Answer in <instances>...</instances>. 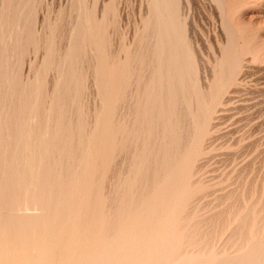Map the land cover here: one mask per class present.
I'll return each instance as SVG.
<instances>
[{
	"label": "rangeland",
	"instance_id": "1",
	"mask_svg": "<svg viewBox=\"0 0 264 264\" xmlns=\"http://www.w3.org/2000/svg\"><path fill=\"white\" fill-rule=\"evenodd\" d=\"M156 2L0 0V264H264V0Z\"/></svg>",
	"mask_w": 264,
	"mask_h": 264
},
{
	"label": "bare ground",
	"instance_id": "2",
	"mask_svg": "<svg viewBox=\"0 0 264 264\" xmlns=\"http://www.w3.org/2000/svg\"><path fill=\"white\" fill-rule=\"evenodd\" d=\"M156 1H157V2H156ZM166 1H167V0H155V2H156L155 4H157V7L160 8L159 10H157V9H158L157 7L154 8V9H155V13H156L157 11H160L161 9L164 10V11H163V15H165V14H166V15H168V14L170 15V13L173 14V12H175V11H171L172 9L174 10V8H173V7H170V5H168V4L166 3ZM168 1L170 2V0H168ZM171 1H172V0H171ZM177 1H178V0H177ZM171 3H173V2H171ZM160 4H161V5H160ZM154 6H155V5H154ZM171 6H172V5H171ZM162 7H163V8H162ZM156 10H157V11H156ZM160 12L162 13V10H161ZM172 14H171V15H172ZM175 14L177 15L176 12H175ZM157 15H159V14H156V16H157ZM171 15H170V17H171ZM173 15H174V14H173ZM173 15H172V18H173ZM176 15H174V17H176ZM160 16H161V15H160ZM157 17H158V20H159L160 17H159V16H157ZM162 17H163V18H162ZM167 17H168V16H167ZM167 17L161 16V19H164V18H165L164 21H166ZM172 18L170 19L169 22L166 21L167 23L164 22L163 20H162V22H161V21H160L161 19H160L159 21L157 20V21L159 22L158 27H159V25L161 26L162 23H164V24H168V23H169L170 26H174V25H173L174 21H172V20H173V19L175 20V18H173V19H172ZM183 19H184V18H183ZM168 20H169V18H168ZM177 20H178V19H177ZM158 22H157V23H158ZM170 22H172V24H171ZM175 22H176V21H175ZM174 24H175V23H174ZM175 26H176V27H175ZM175 26H174V27H175L178 31H180V28L177 27V23H176ZM178 26H179V22H178ZM163 27H164V25H163ZM165 27H166V30H165L166 32H167V28H168V29L172 28V27L169 28V26H167V25H166ZM165 27H164L163 29H165ZM178 28H179V29H178ZM161 29H162V26H161ZM161 29H160V27H159V30H160V31H164V30H161ZM176 29H174V30H176ZM171 30H173V29H171ZM171 30H168V31H171ZM174 30H173V31H174ZM177 30H176V32H177ZM166 32H165V33H166ZM174 32H175V31H174ZM174 32L171 31L170 34H173ZM176 32H175V33H176ZM160 33H161V32H160ZM175 33H174V34H175ZM170 34H169V36H170ZM174 34L172 35V37H174ZM161 35H162V34H161ZM176 35H177V33H176ZM176 35H175V37H178V38H179V36H181L180 38H182V34L180 35V32L178 33L177 36H176ZM167 36H168V34H167ZM167 36H166V37H167ZM169 36H168L167 39H169V38L171 37V36H170V37H169ZM160 37H164L163 39L166 38L165 36H160ZM175 37H174V38H175ZM180 38L178 39V42H179L178 44L181 43V41H180L181 39H180ZM161 39H162V38H161ZM167 39H165V41H166ZM171 39H173V38H170V40H171ZM167 41H168V40H167ZM167 41H166V42H167ZM174 41H175V40H173V42H174ZM170 42H171V41H169V43H170ZM174 44H175V43H174ZM165 45H166V47H168L169 45H172V44L170 43L168 46H167V44H164V49H165ZM70 46H71V45H70ZM176 46H178V45L175 44L173 47H176ZM180 46H181V49H182L183 46H182V45H180ZM178 47H179V46H178ZM170 49H171V51L174 50V49H172L171 47H170L168 50H170ZM177 49H178V48H177ZM179 49H180V48H179ZM171 51H170L169 53H172ZM173 52H175V50H174ZM165 53H166V52H165ZM165 53H164V54H165ZM176 53H178V54L175 55ZM176 53L174 54V55H175L174 57H175V58H177V57L179 58L180 53L178 52V50L176 51ZM151 54H152V53H151ZM161 55H162V53H161ZM165 55H167V54H165ZM165 55L162 56V57H163V60L165 59ZM231 55H232V54H231ZM231 55H230V56H231ZM234 55H235V57L237 56V54H235V53H234ZM154 56H155V55H154ZM180 56H181V55H180ZM159 57H160V56H159ZM168 57H169V55H168ZM168 57L166 56V58H168ZM218 57H219V56H218ZM235 57L232 56L233 59H234ZM155 58H156V57H155ZM172 58H173V57H172ZM232 58L230 57V59H232ZM236 58H237V57H236ZM150 59H151V58H150ZM161 59H162V58H161ZM161 59H160V60H161ZM173 59H174V58H173ZM163 60L160 62V64H161L162 62H164L166 59H165L164 61H163ZM174 60H175V59H174ZM174 60H173V61H174ZM167 61H170V62H171L172 60H170V58H169ZM167 61H165L164 64H166ZM214 61H215V60H214ZM230 61H231V60H230ZM232 61H233V63H236V62H235L236 59H234V60H232ZM175 62H176V61H175ZM175 62H174V63H175ZM233 63H231V64H233ZM150 64H151V63H150ZM168 64H169V63H168ZM162 65H163V64H162ZM169 65H171V64H169ZM174 65H175V67H176V65L179 66V64H176V63H175ZM174 65H173V66H174ZM235 65H236V64H233L232 66L235 67ZM178 66H177L176 68H179ZM182 66H184V67H182ZM185 66H186L185 64H183V65L180 64V68H181V69H183V68L185 69ZM169 67H170V66H169ZM171 67H172V66H171ZM175 67H174V68H175ZM180 68H179V71L181 70ZM170 69H171V68H170ZM184 69H183V71H185ZM172 70H173V69H172ZM177 70H178V69H177ZM188 70H189V69H188ZM188 70H186L187 73H188ZM231 70H232V69H231ZM262 70H263V69H262ZM167 71H169V70H167ZM183 71H182V73H183ZM260 71H261V70H260ZM173 72H174V71H173ZM173 72H172V73H173ZM175 72H178V71H176V69H175ZM172 73H171V74H172ZM184 73H186V72H184ZM187 73H186V74H187ZM247 73H248V72H247ZM249 73H250V72H249ZM150 74H151V73H150ZM161 74H162V73H161ZM165 74H167V73H165ZM169 74H170V73H169ZM171 74H170V76H172L174 73H173L172 75H171ZM176 74L180 75V76H177V75H176L178 78L181 77V76H183V75L186 76L185 74L181 75V72H180V73H176ZM162 76H164V75H162ZM167 76H168L169 78H171L169 75H167ZM248 76H249V75H248ZM168 77H167V78H168ZM174 77H175V75L173 76V81H174ZM175 79H176V77H175ZM180 79H183V78H179V82H180ZM176 81H177V80H176ZM174 82H175V81H174ZM179 82H178V85H179ZM205 82H207V81H205ZM145 83H147V82H145ZM175 83H176V82H175ZM175 83H173V84H175ZM180 84H181V82H180ZM176 85H177V84H176ZM202 85H203V84H202ZM180 86H181V85H180ZM142 87H143V86H142ZM172 87H174V89L176 90L175 85H174V86L172 85ZM181 87H182V86H181ZM143 89H144V87H143ZM143 89H142V90H143ZM177 89H179V87H177ZM170 90H171V89H170ZM173 91H174V90H172V93L174 94ZM177 91H178V90H177ZM179 91H180V90H179ZM179 91H178V95H179ZM168 92H169V91H168ZM170 92H171V91H170ZM175 94H176V93H175ZM133 95H134V93H133ZM129 96H130V95H129ZM170 96H171V95H170ZM176 96H177V94H176ZM130 97H131V96H130ZM171 97H172V96H171ZM210 98H211V97H210ZM131 99H133V98H131ZM128 103H129V102H128ZM124 104H125V103H124ZM133 105H135V104H133ZM127 106H128V105H127ZM126 112H127V111H126ZM183 112H184V111H183ZM131 119H132V118H131ZM132 122H133V121H132ZM191 122H192V121H191ZM186 128H187V127H186ZM213 128H214V127H213ZM170 129H172V128H170ZM173 130H174V129H173ZM49 145H50V144H49ZM124 155H125V154H124ZM158 161H159V160H158ZM195 180H196V179H195ZM112 188H113V187H112ZM53 192H54V191H53ZM106 192H107V191H106ZM111 192H112V191H111ZM232 194H233V193H232ZM232 196H233V195H232ZM242 196H243V195H242ZM243 199H244V198H243ZM250 199H251V198H250ZM253 203H254V202H253ZM108 205H109V204H108ZM254 206H255V205H254ZM226 210H227V209H226ZM242 210H243V209H242ZM238 211H239V210H238ZM116 214H117V213H116ZM242 214H243V213H242ZM242 214H241V215H242ZM194 215H195V214H194ZM220 215H221V214H220ZM241 215H240V216H241ZM230 216H231V215H230ZM233 216H234V215H233ZM201 217H202V216H201ZM210 218H211V217H210ZM227 218H228V217H227ZM243 218H244V217H243ZM146 219H147V218H146ZM146 219H145V220H146ZM249 219H250V218H249ZM145 220H144V221H145ZM147 220L150 222L151 219H150V220L147 219ZM147 220H146L145 223H147ZM205 220H206V219H205ZM228 220H229V219H228ZM142 222H143V221H142ZM153 222H157V221H153ZM244 222H245V221H244ZM143 223H144V222H143ZM150 223H152V221H151ZM165 223H166V222H165ZM193 223H194V222H193ZM227 223H229V222H227ZM105 224H106V223H105ZM152 224H153V223H152ZM208 224H209V223H208ZM254 224H255V223H254ZM244 225H245V224H244ZM257 225H258V224H257ZM227 226H228V225H227ZM242 226H243V225H242ZM103 227H104V226H103ZM114 227L117 228L116 226H114ZM246 227H247V226H246ZM217 228H218V227H217ZM113 229H114V228H113ZM140 230H141V229H140ZM146 230H147V229H146ZM250 230H251V229H250ZM223 231H224V230H223ZM174 232H175V231H174ZM174 232H173V233L170 232V233L174 234ZM231 232H232V231H231ZM146 233H148V232H146ZM146 233H143L142 236L145 235ZM150 233H151V232H150ZM240 233H241V232H240ZM113 234H114V233H113ZM154 234H155V233H154ZM249 234H250V233H249ZM111 235H112V234H111ZM140 235H141V234H140ZM146 235H147V234H146ZM146 235H145V236H146ZM169 235H170V234H169ZM179 235H181V233H179L178 235L175 233V236H179ZM201 235H202V234H201ZM123 236H124V235H123ZM145 236H144V237H145ZM152 236H153V233H152ZM182 236H183V234H182ZM190 236H191V235H190ZM101 237H102V236H101ZM104 237H105V238H104ZM115 237H116V235H115ZM121 237H122V235H120V238H121ZM144 237L141 238V236H139V239H138V240L140 241V243H141L142 239H143L144 241H146V239H144ZM146 237H149V239L147 238V241H149L150 244H152V241H151V240L153 239L154 236L151 237V235H149V236H146ZM146 237H145V238H146ZM150 237H151L152 239H151ZM155 237L157 238L156 234H155ZM158 237H159L158 239H162V236H159V235H158ZM160 237H161V238H160ZM164 237H166L167 239L170 238V240H171V239L173 238V235H172V238L169 237V236H164ZM238 237H239V236H238ZM122 238H123V237H122ZM125 238H126V237H125ZM136 238H138V237H136ZM136 238H135V239H136ZM156 238H155V239H156ZM102 239H103V241H104V239H106V234H105V236L102 237ZM117 239L119 240V237H118ZM117 239H116V240L113 239V240H114L115 242H118V243H116V244L119 245V241H118ZM126 239H128V241H129V239H130L129 242H132V241L134 240V239L132 238L133 240L131 241V236H130V238H126ZM126 239H125V241H124V244H125V243L129 244V243L127 242ZM150 239H151V240H150ZM164 239H165V238H163V240H164ZM167 239H165V241H166L167 244H168L169 239H168V241H167ZM179 239L181 240L182 238L179 237ZM183 239H184V238H183ZM209 239H210V238H209ZM173 240H175L176 242L179 241V242H177V243H180V240H178V237L173 238ZM189 240H190V239H189ZM246 240H247V239H246ZM87 241H88V240H87ZM94 241H95V240H94ZM135 241H136V240H135ZM135 241H134V243H135ZM216 241H217V240H216ZM90 242H92V241H90ZM166 242H163V244L165 243V245H166ZM173 242H174V241H173ZM173 242L169 243L168 245L171 244V245H170V248H171L170 251H171V252L173 251V252L175 253L176 247H178V246H177V243H176L175 245H173ZM92 243H93V242H92ZM95 243H96V242H95ZM111 243H113V242H111ZM142 243H143V242H142ZM142 243H141V244H142ZM147 243H148V242H147ZM86 244H87V242H86ZM89 244H91V243H89ZM89 244H88L87 246H90ZM102 244H103V243H102ZM116 244L114 243L113 245H116ZM131 244H132V243H131ZM135 244H136V243H135ZM144 244H145V242L143 243V245H141V247H139L140 245H139V243H137V245H139V246H138L139 248H137V245H134V247L136 246L135 248L140 249V248H142L143 246L146 247ZM150 244H149V245H150ZM207 244H208V243H207ZM97 245H99V242L97 243ZM118 245H116V246H118ZM120 245H121V243H120ZM125 245H126V244H125ZM132 245H133V244H132ZM132 245L130 246L129 249H131V247H133ZM156 245L162 248L161 245H159V244H156ZM156 245H155V246H156ZM178 245H179V244H178ZM196 245H197V243H196ZM229 245H230V244H229ZM70 246H71V245H70ZM94 246H96V245H94ZM99 246H100V245H99ZM151 246H153V244L150 245L149 247H151ZM157 246H156V247H157ZM166 246H167V245H166ZM171 246H172V247H171ZM173 246H176V247H174L175 249L173 248ZM190 246H191V245H190ZM85 247H86V246H85ZM91 247H92V246H91ZM111 247H113V249L115 248V247L112 246V245H111ZM126 247H127V246H123V245H121V248H120V247H119V248H120V249H122V248L124 249V248H126ZM144 247H143V248H144ZM156 247H155V248H156ZM167 247H168V246H167ZM87 248H88V247H87ZM92 248H93V247H92ZM92 248L89 249V250H92ZM94 248H95V247H94ZM94 248H93V249H94ZM108 248H110V247H108ZM135 248H134V251H133V249H132L133 253L135 252ZM155 248H154V252H153V253H155ZM157 248H158V247H157ZM179 248H180V247H179ZM179 248H177V250H179ZM191 248H192V247H191ZM95 249H96V251L99 250V249H97V247H96ZM95 249H94V250H95ZM117 249H118V247L116 248V250H117ZM120 249H119L118 252H117L116 250H112V249H111L112 252L114 251L115 253H116V252L119 253V254H117V255H119V256H116L115 254L113 255L114 252L112 253L111 250H110V252L112 253L113 256L119 257V259H121V258H120V255H122L121 257H125V255H124L123 253H125V251H126L127 249H125V251H122L123 249H122V250H120ZM148 249H149V248L147 247V248L144 249V250H146L148 253H150L151 251L148 250ZM151 249H152V248H151ZM158 249H160V248H158ZM168 249H169V247L167 248V250H168ZM172 249H174V250H172ZM180 249H182V248H180ZM224 249H225V248H224ZM242 249H243V248H242ZM85 250H86V249H85ZM142 250H143V249H141L140 251H142ZM160 250L162 251V249H160ZM107 251H108V250H107ZM127 251H128V250H127ZM127 251H126V252H127ZM136 251H137V250H136ZM149 251H150V252H149ZM152 251H153V250H152ZM158 251H159V250H156L157 253H158ZM170 251L168 250V252H170ZM180 251H182L183 253L180 252ZM180 251H179V252H180V255H181V256H182V254H183L184 256H186V253L188 254V252H186V251H185V253H184L183 250H180ZM202 251H203V250H202ZM202 251H201V252H202ZM216 251H217V250H216ZM237 251H238V250H237ZM65 252H66V251H65ZM88 252H89V251H88ZM101 252H102V251H101ZM108 252H109V251H108ZM120 252H123V253H120ZM142 252H143V251H142ZM142 252H141V255H140V256H139V253H138V252H137L138 254H136V252H135L134 254H136V256H137L138 258L141 259ZM147 252H146V254H147ZM164 252H165V251H164ZM168 252L166 251V252H165L166 254L164 253V254L162 255L163 258H164V260H165L166 257H167V256H164V255H167ZM171 252H170V253H171ZM201 252H200V253H201ZM96 253H97V252H96ZM127 253H130V252H127ZM131 253H132V252H131ZM157 253H156V254H157ZM176 253H177V252H176ZM194 253H196V252H195V251L192 252L193 255H194ZM198 253H199V252H198ZM203 253H204V251H203ZM63 254H64V252H63ZM107 254H108V253H107ZM134 254H133V255H134ZM144 254H145V252H144ZM146 254H145V256H146ZM150 254H151V253H150ZM156 254H155L154 257L157 256ZM160 254H162V253L160 252ZM160 254H158V256H159L158 259H161V258H162V256H161V258H160ZM177 254H178V253H177ZM259 254H260V253H259ZM102 255H103V254H102ZM104 255H105V253H104ZM108 255H109V254H108ZM112 255H111V256H112ZM129 255H132V254H129ZM147 255H148L149 257H151L149 254H147ZM153 255H154V254H152V257H153ZM168 255H169V254H168ZM172 255H173V254H172ZM172 255H171V257H172ZM190 255H191V253H189V255H187V256H190ZM199 255H201V254H199ZM202 255H203V254H202ZM211 255L214 256L213 254H210V258H209L210 261L208 260V258H205V259H207L208 262H212V261H213V260L211 259ZM237 255H238V253H237ZM99 256H100V255H99ZM99 256L97 255V257H99ZM136 256H135V255L133 256V257H135V260L137 259ZM148 256H147V257H148ZM173 256H174V255H173ZM177 256H179V255H177ZM177 256H175V257H177ZM181 256H179V257L182 258ZM187 256H186V258H188ZM197 256H198V255H197ZM241 256H242V255H241ZM61 257H62V256H61ZM64 257H65V256H64ZM93 257H94V256H93ZM97 257H96V258H97ZM105 257H106V255H105ZM129 257H131V256H128V254H127V257H125V258H126V259L128 258V261H129ZM133 257H132V258H133ZM143 257H144V255H143ZM149 257H148V258H149ZM204 257H205V256H204ZM238 257H240V254L238 255ZM59 258H60V257H59ZM74 258H75V257H74ZM84 258H85V257H84ZM84 258H82V259H84ZM109 258L112 259V257H109ZM113 258H114V257H113ZM125 258L123 259L124 261H125ZM156 258H157V257H156ZM167 258L170 259V256H168ZM191 258H193V257L191 256ZM196 258H197V257L195 256V259H196ZM60 259H61V258H60ZM62 259H63V258H62ZM62 259H61V260H62ZM65 259L68 260V257L65 258ZM65 259H64V261H67V260H65ZM80 259H81V258H80ZM98 259L102 262V260H103L104 258H103V257H102V258L99 257V258H97L96 260H98ZM101 259H102V260H101ZM119 259H116V260H119ZM146 259H147V258H146ZM173 259H174V258L172 257L171 261H172ZM188 259H190V257H189ZM188 259L183 258V261H184V262H182L181 259H180V260H181L182 263L185 264V263H188V262L186 261V260H188ZM195 259H194V260H195ZM197 259H199V258H197ZM197 259L195 260V262H196L195 264L201 262V261H198ZM215 259H216V258H215ZM234 259H235V258H234ZM61 260H60V261H61ZM99 260H98V261H99ZM135 260H134V258H133V261H135ZM137 260L139 261V259H137ZM137 260H136V261H137ZM142 260H143V259H142ZM152 260H153V258L150 259V260L147 259V261L145 260V262L143 261L142 263H143V264H147L146 262H148V264H152V263H153ZM154 260H155V261H158L157 264L159 263V260H157V259H154ZM164 260H162V261H163L162 263L164 264V262H165V263L167 264V261H164ZM166 260H167V259H166ZM175 260H177V259L175 258ZM199 260H201V259H199ZM211 260H212V261H211ZM231 260H232V258H231ZM243 260H244V259H243ZM243 260H241L242 263L239 262V264H248L247 262L244 263ZM60 261H58V263H59ZM87 261H88V260H87ZM98 261H97V262H98ZM104 261H105V260H104ZM112 261H113V259H112ZM121 261H122V260H121ZM131 261H132V260H130L129 262H131ZM149 261H151V262H149ZM155 261H154V262H155ZM190 261H191V259H190ZM190 261H189V263H191L193 260H192L191 262H190ZM203 261H204V260H203ZM207 261L205 260V263H204V264H210V263H206ZM220 261H221V260H220ZM76 262H77V261H76ZM105 262L108 263V262H109V259H108V261H105ZM115 262H116V261H115ZM125 262H126V261H125ZM140 262H141V261H140ZM172 262H173V261H172ZM172 262H170V260H169V261H168V264H169V263L172 264ZM179 262H180V261H179ZM181 262H180V263H181ZM248 262H249V260H248ZM58 263H57V264H58ZM63 263H64V262H63ZM83 263H84V261H83ZM89 263H90V262L88 261V264H89ZM119 263H120V262H119ZM119 263H118V264H119ZM126 263H127V262H126ZM135 263H137V262H135ZM160 263H161V262H160ZM160 263H159V264H160ZM175 263H176V261L173 262V264H175ZM189 263H188V264H189ZM192 263H193V262H192ZM227 263H228V262H227ZM229 263L231 264L230 261H229ZM229 263H228V264H229ZM253 263H254V262H253ZM59 264H60V263H59ZM64 264H65V263H64ZM77 264H78V263H77ZM86 264H87V262H86ZM91 264H93V263L91 262ZM108 264H109V263H108ZM122 264H125V263H122ZM128 264H129V263H128ZM131 264H134V262L131 263ZM137 264H139V263H137ZM154 264H155V263H154ZM176 264H177V263H176ZM193 264H194V263H193ZM200 264H203V263H200ZM232 264H234V263H232ZM237 264H238V263H237ZM254 264H257V263H254ZM259 264H262L261 261H260Z\"/></svg>",
	"mask_w": 264,
	"mask_h": 264
}]
</instances>
